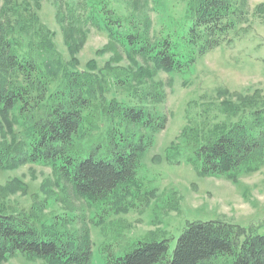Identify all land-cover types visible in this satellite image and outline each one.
<instances>
[{"label": "rangeland", "instance_id": "obj_1", "mask_svg": "<svg viewBox=\"0 0 264 264\" xmlns=\"http://www.w3.org/2000/svg\"><path fill=\"white\" fill-rule=\"evenodd\" d=\"M100 1L0 0V15L14 21L19 46L42 41L46 35L50 59L45 72L52 84L65 65L83 69L99 82L102 93L96 97L104 103L95 105V116L86 117L87 125L77 137L82 150L121 123L103 109L115 98L165 115L167 123L153 131L121 123L135 137L147 135L152 140L125 196L122 189L108 201L91 202L53 164L12 157L0 167V211L24 214L42 230L79 235L87 231L93 245L89 264L124 255L139 240L167 239L171 257L178 237L195 220H222L264 233V162L260 166L250 162L251 167L245 163L229 173H207L200 172L192 158V144L211 139L264 104V12L259 11L264 0H237L244 13L231 38L181 71L163 69L149 55L136 54L113 40L106 25L90 17ZM103 1L151 37L187 24L196 2ZM30 15L35 21L30 22ZM16 19L21 20L19 28ZM23 122L18 107H0L1 148L19 151ZM232 261L221 254L209 264ZM0 264L64 263L16 252L0 259Z\"/></svg>", "mask_w": 264, "mask_h": 264}, {"label": "trees", "instance_id": "obj_2", "mask_svg": "<svg viewBox=\"0 0 264 264\" xmlns=\"http://www.w3.org/2000/svg\"><path fill=\"white\" fill-rule=\"evenodd\" d=\"M263 7L264 3L259 11L264 12ZM97 9L90 17L103 22L113 40L136 54L149 55L163 69L176 71L187 69L199 56L229 40L244 13L237 0H196L187 24L151 37L133 27L106 1H100ZM33 15L30 22L35 21ZM7 16L0 15V107L19 108L25 134L18 152L0 147V167L12 157L21 162L50 163L91 202L108 201L122 189L125 196L137 179L142 154L152 140L147 135L135 137L121 125L137 123L159 130L165 127L167 117L144 105L115 98L103 105L104 113L122 124L112 125L82 150L77 137L87 125L86 117L95 116V105L103 102L96 97L102 93L99 82L85 70L65 65L52 84L45 72L50 59L46 35L40 37L42 41L19 46L15 23ZM16 22L19 28L21 20ZM192 147V158L200 172L229 173L245 163H263L264 104ZM169 247L167 239L139 240L124 255H109L104 264H209L221 254L233 257L232 264H264V233L248 232L243 226L222 220L189 222L171 257ZM92 248L87 231L79 235L42 230L24 214L0 211V259L22 252L58 263L89 264Z\"/></svg>", "mask_w": 264, "mask_h": 264}]
</instances>
